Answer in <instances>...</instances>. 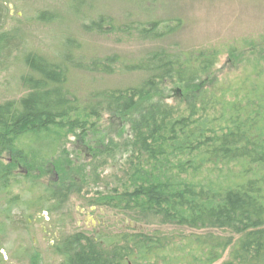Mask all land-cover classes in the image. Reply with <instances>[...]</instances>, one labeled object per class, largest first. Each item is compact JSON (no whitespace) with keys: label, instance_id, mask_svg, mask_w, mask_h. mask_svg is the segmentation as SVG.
<instances>
[{"label":"trees","instance_id":"1","mask_svg":"<svg viewBox=\"0 0 264 264\" xmlns=\"http://www.w3.org/2000/svg\"><path fill=\"white\" fill-rule=\"evenodd\" d=\"M149 1L133 0L137 10ZM105 18L99 14L84 26L100 32L108 24L125 37L134 29L149 40L163 30L158 21L133 27L127 16L120 24ZM7 35L0 33V58L11 47ZM217 55L213 47L146 49L122 64L128 72L143 73L138 83L95 89L85 99L69 87V54L62 52L57 62L24 56L31 70L28 92L0 104V155L6 150L28 156L31 167L51 158L58 163V155L66 153L64 140L84 137L92 119L137 114L119 187L94 191L91 205L118 210L133 222L172 227L115 234L107 248L100 238L77 235V264H213L228 248L222 264H264V69L221 87L218 79L208 80ZM117 62L111 56L88 63L106 71ZM166 82L181 94L178 100H165ZM73 166L68 162L69 172L76 173ZM7 170L0 162V179ZM62 178L53 183L60 190H46L51 196L46 202L64 201L68 187L83 192L82 179L73 178L68 186Z\"/></svg>","mask_w":264,"mask_h":264},{"label":"rangeland","instance_id":"2","mask_svg":"<svg viewBox=\"0 0 264 264\" xmlns=\"http://www.w3.org/2000/svg\"><path fill=\"white\" fill-rule=\"evenodd\" d=\"M99 14L116 24L126 21L127 16L133 27H139L142 21H158L157 25L163 30H157L162 32L158 39L149 40L138 37L134 29L132 36L125 37L118 28L108 24L102 26L100 32L84 26ZM1 32L12 39L10 49L0 58V104L16 101L28 92L25 81L31 70L24 61L26 54L42 56L52 62L59 61L62 52L69 54V87L84 99L95 89L138 83L143 73L128 72L122 64L135 61L143 50L158 46L182 52L213 47L218 55L208 80L218 79L221 87L245 75L256 76L264 69V0H151L145 9L138 10L133 0H0ZM111 56H116L119 62L106 71L89 66L92 58ZM79 60L82 63L77 64ZM164 87L162 93L168 102L181 97L174 91V85L166 82ZM136 115L104 114L92 119V126L85 128L84 137L70 135L64 140L66 153L58 155V163L56 158H51L41 167H31L28 165L30 157L2 152L0 162L9 170L0 179V227L10 228L5 219L8 212L16 219L21 218L18 212L40 217L42 208L51 207L43 202L40 210L37 208L34 212L32 201L40 193L47 197L46 190L58 189L53 183L63 177L67 185L73 178L78 183L82 179L84 190L77 194L68 187L71 193L65 194L64 201L60 200V209L52 210L51 216L62 219L66 213L71 219L68 228L75 225L78 236L94 242L100 238L102 247L107 248L115 234L171 230V226L133 222L118 210L91 205L94 191L104 193L109 187H119L117 178L122 177L121 168L130 154L132 120ZM98 150L102 153L96 152ZM70 161L76 173L69 172ZM56 164L61 165L62 171ZM67 167L68 171H64ZM41 223L39 219L36 221V225ZM7 233L13 236L24 231L16 229ZM236 238L238 235L233 236ZM3 239L9 244L8 250L22 240L6 235ZM229 251L230 248L213 264L226 261Z\"/></svg>","mask_w":264,"mask_h":264},{"label":"flooded vegetation","instance_id":"3","mask_svg":"<svg viewBox=\"0 0 264 264\" xmlns=\"http://www.w3.org/2000/svg\"><path fill=\"white\" fill-rule=\"evenodd\" d=\"M50 197H45L40 193L39 197L32 201L33 208L31 209L34 212L37 208L40 210L43 202L50 205L51 208L40 210V217H31L30 214L25 216V214L18 212L21 218L16 219L10 216V212L6 214L5 219L10 228L0 227V264H77L78 236L75 232V225L68 228V221L71 219L67 218L66 213L64 214L66 217L62 219L51 216L52 210L60 209L61 203L60 200L46 202ZM52 199L54 200V198ZM51 202L55 203L51 204ZM38 219L43 224L36 225ZM16 229L24 231V233L13 236L7 233ZM4 235L14 238L20 237L22 240H18L12 249L8 250L6 247L8 248L9 244L4 241Z\"/></svg>","mask_w":264,"mask_h":264}]
</instances>
